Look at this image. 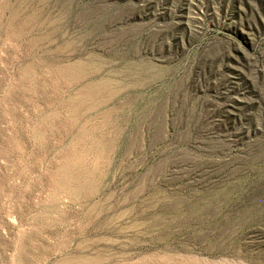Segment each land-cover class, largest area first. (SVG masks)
Here are the masks:
<instances>
[{"label":"rangeland","instance_id":"obj_1","mask_svg":"<svg viewBox=\"0 0 264 264\" xmlns=\"http://www.w3.org/2000/svg\"><path fill=\"white\" fill-rule=\"evenodd\" d=\"M187 257L264 264V0H0V264Z\"/></svg>","mask_w":264,"mask_h":264},{"label":"bare ground","instance_id":"obj_2","mask_svg":"<svg viewBox=\"0 0 264 264\" xmlns=\"http://www.w3.org/2000/svg\"><path fill=\"white\" fill-rule=\"evenodd\" d=\"M93 91V90H92ZM87 94V96H89V97H91L90 95L92 94V93H86ZM95 94V93H94ZM86 96V97H87ZM165 258V257H164ZM168 259V258H167ZM174 258H172V259H169V260H164V261H162L161 259V261H162V263H160V264H216V263H212L211 261H204V260H199V259H197V258H186V259H180V261H178V262H174V261H170V260H173ZM128 260H130V259H127L126 258V260H125V258L122 260V261H116V262H110V263H104V264H142L141 262H137V263H129L128 262ZM97 261V260H96ZM99 261H101V259H99L98 258V262ZM103 261V260H102ZM219 263H221V262H219ZM224 264V263H223Z\"/></svg>","mask_w":264,"mask_h":264}]
</instances>
